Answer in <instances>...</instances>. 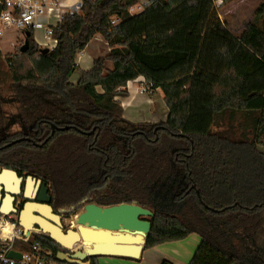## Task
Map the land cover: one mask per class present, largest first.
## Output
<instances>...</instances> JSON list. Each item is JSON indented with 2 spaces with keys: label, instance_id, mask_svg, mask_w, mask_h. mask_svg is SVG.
<instances>
[{
  "label": "trees",
  "instance_id": "trees-1",
  "mask_svg": "<svg viewBox=\"0 0 264 264\" xmlns=\"http://www.w3.org/2000/svg\"><path fill=\"white\" fill-rule=\"evenodd\" d=\"M217 1L235 0H150L135 15L138 0H80L51 29L56 46L45 54L28 29L27 51L0 58V168L49 183L65 218L88 204L149 210L144 250L196 234L187 264H264V0L239 36ZM97 35L108 53L80 70L77 55ZM138 78L161 91L163 123L123 118L118 99ZM9 108L35 133L47 123L77 130L2 149ZM35 245L53 261L64 252L41 235L18 244Z\"/></svg>",
  "mask_w": 264,
  "mask_h": 264
},
{
  "label": "water",
  "instance_id": "water-1",
  "mask_svg": "<svg viewBox=\"0 0 264 264\" xmlns=\"http://www.w3.org/2000/svg\"><path fill=\"white\" fill-rule=\"evenodd\" d=\"M29 36L30 33L26 31L24 43L19 49L21 53L28 49ZM48 51L49 49L43 48L40 53L45 54ZM68 129L69 127H64L59 130ZM21 181L22 179L13 170L6 168L0 170V216L2 218L8 214H16L13 208V196L20 192ZM33 184L36 188L31 192ZM39 188L41 192L36 198ZM46 190L40 180L27 177V187L24 191V199L27 202L18 213L17 226L30 242L34 240L33 233H35L48 237L64 251L79 245L81 250L69 256L64 252H58L56 255L58 261L71 264L85 262L90 257L139 259L151 226L148 218L152 216V213L149 210L134 203L110 207L88 204L75 215L76 226H72L71 221L69 229L64 231L60 217L47 205L49 199L42 197ZM36 199L38 203L35 202ZM116 231L119 233H112ZM30 232L33 233L30 234ZM7 257L17 261L22 259L21 253L13 250L7 253Z\"/></svg>",
  "mask_w": 264,
  "mask_h": 264
},
{
  "label": "rangeland",
  "instance_id": "rangeland-1",
  "mask_svg": "<svg viewBox=\"0 0 264 264\" xmlns=\"http://www.w3.org/2000/svg\"><path fill=\"white\" fill-rule=\"evenodd\" d=\"M80 1V0H78ZM259 0H247L244 2H240L239 0H235L230 4H226L224 6L218 7V3L215 2V6L218 10V15L220 19L225 23L229 31L235 35L239 36L242 30V25L244 22L251 19L254 9L256 8L255 5ZM136 9H134V12ZM41 31H34L33 37L37 39L42 38ZM42 39L40 40V42ZM24 43V36L20 32H15L14 30H10L4 33L2 39H0V58L3 59L6 55H11L17 51ZM86 55H91L92 61L83 62L81 57L84 56L82 52L77 55L76 64L80 70H85V67L92 66L93 59L98 57H103L108 53L107 46L99 40V42H93L86 50ZM82 55V56H81ZM86 63V64H85ZM107 69H111V64L107 62L106 64ZM77 77V73L71 78V81L74 83ZM132 83L129 84V88L126 86L125 90L128 93L126 98H119L120 104L123 105L129 103L134 105L130 111L125 112L126 117L133 118L132 123L140 124V123H163L166 119L167 110L165 104L163 102V96L160 90H156L152 92L144 82L143 78H138L135 81H131ZM137 105V106H136ZM132 111L133 115L130 114ZM17 113H19L18 109L9 108L7 109V115L5 116L4 123H16L17 121ZM132 115V116H131ZM17 125V124H15ZM19 125V124H18ZM20 130L17 126L11 127L8 131L10 135L14 134L16 131ZM82 211V210H81ZM79 211L78 213H80ZM77 213V214H78ZM75 214V215H77ZM72 215L69 218H65L63 220V225L65 230L69 229V223L72 221V226H76V216ZM9 221V220H8ZM18 230V229H17ZM165 254L168 256L163 259V261H168L172 263L170 258H174L170 254V248L167 246L163 250ZM150 257L156 258L155 254H150ZM151 264L152 262L149 261Z\"/></svg>",
  "mask_w": 264,
  "mask_h": 264
},
{
  "label": "built area",
  "instance_id": "built-area-1",
  "mask_svg": "<svg viewBox=\"0 0 264 264\" xmlns=\"http://www.w3.org/2000/svg\"><path fill=\"white\" fill-rule=\"evenodd\" d=\"M218 6L221 4L217 1ZM3 11L0 13V39L5 32L14 30L20 32L22 36L28 29H44L47 40L41 46V49L47 48L52 50L56 46V41L50 38V31L59 22L64 13L67 11H76L81 4L78 0H2ZM130 82L127 83L129 88ZM1 223L10 224L12 232L6 238L0 239V264H71L50 260V252H42L38 246H32V251L19 247V243L31 244L27 236L22 235V230L12 221L0 220ZM18 229V230H17ZM33 232H30L32 234ZM34 235H40L35 234ZM42 236V235H41ZM21 253L20 261L9 259V251ZM78 245L71 250H65L64 253L69 256L72 253L80 251ZM78 264H89L87 261Z\"/></svg>",
  "mask_w": 264,
  "mask_h": 264
},
{
  "label": "crops",
  "instance_id": "crops-1",
  "mask_svg": "<svg viewBox=\"0 0 264 264\" xmlns=\"http://www.w3.org/2000/svg\"><path fill=\"white\" fill-rule=\"evenodd\" d=\"M149 1L150 0H138V3L135 6H133L132 8H130L129 13L131 15H135V14L140 13L142 11L143 7L146 5V3H148ZM239 1L240 2H244V1H247V0H239ZM260 1L261 0H259L257 2V4L255 5V7L258 5V3ZM134 9H136L135 12H134ZM34 31H36V30H33V32ZM37 31L38 32L39 31L42 32V34H41L42 35V38L41 39H42V41L45 42L47 40V37L45 36L46 35L45 34L46 33L45 30L44 29H37ZM33 38H34V41L36 42V44L41 49V46L43 45V44L40 43V40L41 39H37L35 37H33ZM99 40L103 42V40L101 39V37L99 35H97L89 43V45L85 48V50L82 51V53L84 54V56L81 55L82 56L81 59H82L83 62H85V61L88 62L90 60L92 61V57H90L91 55L88 56V55H86L85 52L89 48V46L91 45V43L97 42V41L99 42ZM85 68H86L85 70H88L89 69L88 66L85 67ZM130 83H132V82H130ZM121 106H122V109H123V118L126 119L129 122H132L133 121V118L126 117L125 116V112L126 111H130L131 108L134 107V105L129 104V103L123 105V103H121ZM130 114L133 115L132 111H131ZM199 242H200V238L196 234H192V235L188 236V238L185 239V240H183V241L164 244L162 246H158V247H155V248H152V249H148V250H144L143 249L142 252H141V255H140L139 259H137V260H132V259L131 260H128V259H122V258H105V257H102V258H99V264H151L149 261H151L152 264H162L163 259L165 260V258L168 257L165 254V252L163 251L164 248H166L167 246H169V248H170V251H171L170 254L174 257V258H170L171 259L170 261L172 262V264H187L189 262L190 258L192 257L193 252L195 251V249L198 246ZM150 254L151 255L152 254H155L156 255V258L150 257Z\"/></svg>",
  "mask_w": 264,
  "mask_h": 264
},
{
  "label": "flooded vegetation",
  "instance_id": "flooded-vegetation-1",
  "mask_svg": "<svg viewBox=\"0 0 264 264\" xmlns=\"http://www.w3.org/2000/svg\"><path fill=\"white\" fill-rule=\"evenodd\" d=\"M16 121H17L16 123L15 122L14 123L11 122V123L5 125L7 131H9V129L11 127H16V126L20 130L16 131L12 135L7 133L8 134L7 136H11V138L9 137V139H8L9 141L2 146V149L8 148L9 145H13V144H16V143H31L33 145H36V146L40 147V146H42V144H44L48 140V138H45V136H44V133H46V131L50 132V135H52V134H54V132L60 131L59 129H62L64 127H69V129L73 128V129L77 130L75 127L59 126V125H53V124L47 123V125L46 124L41 125L43 128L40 129L39 133H35L36 130H35V128H33L32 125H23L22 124V122L20 120V113H17V120ZM157 123L156 122L155 123H152V122L148 123L147 122L145 124L158 125ZM15 124H17V125H15ZM140 124H144V123H140ZM158 127L159 126H157L155 129H157ZM96 128L97 127H93L89 131L81 132V133L85 134L87 136H92L95 133ZM44 130H45V132H44ZM33 138L36 139V141L38 143H36ZM1 169H3V168H0V170ZM13 171L16 172L17 176L22 179L21 185H20V192L17 195L13 196L14 197L13 208L15 209L16 214H8L4 218H2V216H0V220H5V221L10 220V221H12L13 223H15L17 225L18 213L22 209L23 205L27 202L24 199V191H25V189L27 187V177H31L32 179L40 180L41 183L45 185L47 190H46V192L44 194H42V197L49 199V203H47V205H49L52 208L54 214H56V215H58L60 217L62 225H63V220L65 218H63L64 217L63 213L58 211V207H57L58 205L55 203V201H54V199L52 197V194H51L50 184L42 181L41 179L36 178L34 175L26 174V173H19L18 171H15V170H13ZM35 188H36V185L33 184L32 187H31V192L34 191ZM40 192H41V188L37 189L36 198L39 197ZM3 195H5V194L3 193ZM35 202L38 203L37 199L35 200ZM63 230L65 231L64 225H63Z\"/></svg>",
  "mask_w": 264,
  "mask_h": 264
},
{
  "label": "bare ground",
  "instance_id": "bare-ground-1",
  "mask_svg": "<svg viewBox=\"0 0 264 264\" xmlns=\"http://www.w3.org/2000/svg\"><path fill=\"white\" fill-rule=\"evenodd\" d=\"M40 43L43 45L45 44L44 41H41ZM11 232H12V226L10 224H4L0 222V239L6 238V236L10 235ZM112 233L118 234L119 231L112 232ZM74 247H77V246H73L72 248L74 249Z\"/></svg>",
  "mask_w": 264,
  "mask_h": 264
}]
</instances>
